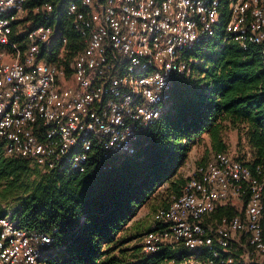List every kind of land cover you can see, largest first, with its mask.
Wrapping results in <instances>:
<instances>
[{
  "label": "built area",
  "instance_id": "obj_1",
  "mask_svg": "<svg viewBox=\"0 0 264 264\" xmlns=\"http://www.w3.org/2000/svg\"><path fill=\"white\" fill-rule=\"evenodd\" d=\"M62 1L0 0V150L45 172H84L97 148L135 154L197 44L256 47L264 58V0H68L60 25ZM251 157L229 149L196 166L141 238L144 254L161 256L151 264L264 257V158ZM227 207L234 213L215 216ZM54 241L0 215V264H47Z\"/></svg>",
  "mask_w": 264,
  "mask_h": 264
},
{
  "label": "trees",
  "instance_id": "obj_2",
  "mask_svg": "<svg viewBox=\"0 0 264 264\" xmlns=\"http://www.w3.org/2000/svg\"><path fill=\"white\" fill-rule=\"evenodd\" d=\"M67 1L57 8L60 25L68 23ZM67 36L70 42L78 40L74 31ZM61 45L58 40L53 51ZM188 56L194 59L191 71L173 78L169 108L142 133L135 154L114 156L97 148L84 172L68 166L45 172L0 150V197L19 196L14 216L21 227L54 235L47 264L158 262L160 255L144 254L137 243L150 228L144 232L140 226L129 229V224L165 183L168 197L161 198L155 212L181 194L187 179L178 178V172L205 135L216 154L229 150L224 133L238 130L255 163L263 161L264 58L258 48L243 50L235 43L208 39ZM44 57L53 61L56 53ZM239 153L248 155L241 149ZM233 213L227 207L216 214Z\"/></svg>",
  "mask_w": 264,
  "mask_h": 264
},
{
  "label": "rangeland",
  "instance_id": "obj_3",
  "mask_svg": "<svg viewBox=\"0 0 264 264\" xmlns=\"http://www.w3.org/2000/svg\"><path fill=\"white\" fill-rule=\"evenodd\" d=\"M33 17V16H32ZM37 21L33 20L31 24H35ZM224 140L227 144L228 149L240 154V149L244 151L245 155L248 154V157L252 156V152L250 151L245 136L240 138L238 130L228 129L224 133ZM215 151L212 148L210 138L205 135L204 139L195 145L193 149L189 152L188 158L184 165L180 168L178 172V178L187 179V177L191 174V172L196 168V166L202 163L205 160H209ZM244 155V156H245ZM240 156V155H239ZM246 156V157H247ZM252 158V157H251ZM33 177V176H32ZM169 182L165 183L158 191L157 196L154 197L150 202L140 209L138 215L135 219L129 224V229L136 228L135 226H140L141 229L146 232L148 228H150L152 224L153 214L155 210L159 207V202L161 201L162 197H168L167 193H165L166 188L168 187ZM19 206V196L12 197L6 200H3L0 197V213L2 214H15L16 210ZM240 206H236V209H239ZM133 230L127 231L124 234H129ZM140 242L137 241V243ZM264 262V257H254L252 260H247L245 262L241 261L240 263L244 264H261Z\"/></svg>",
  "mask_w": 264,
  "mask_h": 264
},
{
  "label": "crops",
  "instance_id": "obj_4",
  "mask_svg": "<svg viewBox=\"0 0 264 264\" xmlns=\"http://www.w3.org/2000/svg\"><path fill=\"white\" fill-rule=\"evenodd\" d=\"M216 217H219L217 214H215Z\"/></svg>",
  "mask_w": 264,
  "mask_h": 264
}]
</instances>
